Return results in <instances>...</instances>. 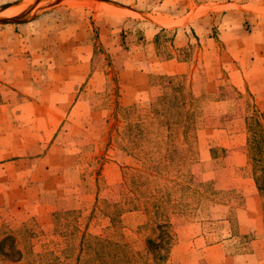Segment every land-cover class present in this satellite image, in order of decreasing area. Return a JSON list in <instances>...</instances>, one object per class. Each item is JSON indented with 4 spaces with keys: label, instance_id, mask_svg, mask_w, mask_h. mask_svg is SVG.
Returning <instances> with one entry per match:
<instances>
[{
    "label": "rangeland",
    "instance_id": "obj_1",
    "mask_svg": "<svg viewBox=\"0 0 264 264\" xmlns=\"http://www.w3.org/2000/svg\"><path fill=\"white\" fill-rule=\"evenodd\" d=\"M174 88L158 169L131 126ZM257 113L264 0H0V264H264Z\"/></svg>",
    "mask_w": 264,
    "mask_h": 264
},
{
    "label": "trees",
    "instance_id": "obj_2",
    "mask_svg": "<svg viewBox=\"0 0 264 264\" xmlns=\"http://www.w3.org/2000/svg\"><path fill=\"white\" fill-rule=\"evenodd\" d=\"M184 101V95L174 88L173 92L163 94L162 107L151 112L145 126H131V130L137 133L132 139L135 149L141 150L139 154L147 157L158 169L163 166L171 169L170 166L182 165L186 160L179 145L178 135L183 133L185 138L188 137L191 130L193 131L194 123L193 112L186 108ZM261 117L262 115L257 113L247 121L250 133L247 152L253 161L259 190L264 191V119ZM86 244L89 249L101 247L104 250L107 249L108 241L93 237L87 240ZM91 262L93 260L89 259L86 263Z\"/></svg>",
    "mask_w": 264,
    "mask_h": 264
},
{
    "label": "crops",
    "instance_id": "obj_3",
    "mask_svg": "<svg viewBox=\"0 0 264 264\" xmlns=\"http://www.w3.org/2000/svg\"><path fill=\"white\" fill-rule=\"evenodd\" d=\"M180 65V64H179Z\"/></svg>",
    "mask_w": 264,
    "mask_h": 264
}]
</instances>
